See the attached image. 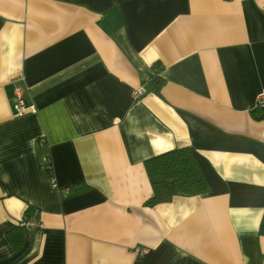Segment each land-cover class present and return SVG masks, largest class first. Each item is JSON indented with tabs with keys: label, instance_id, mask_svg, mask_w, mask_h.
Masks as SVG:
<instances>
[{
	"label": "crops",
	"instance_id": "0c3cea01",
	"mask_svg": "<svg viewBox=\"0 0 264 264\" xmlns=\"http://www.w3.org/2000/svg\"><path fill=\"white\" fill-rule=\"evenodd\" d=\"M262 91L264 0H0V264H264ZM183 146L210 191L145 205Z\"/></svg>",
	"mask_w": 264,
	"mask_h": 264
},
{
	"label": "trees",
	"instance_id": "16d2710c",
	"mask_svg": "<svg viewBox=\"0 0 264 264\" xmlns=\"http://www.w3.org/2000/svg\"><path fill=\"white\" fill-rule=\"evenodd\" d=\"M161 84L162 80L158 77L152 80L155 91L159 90ZM144 167L152 189V194L144 202L147 206L170 201L174 196L202 195L210 191V186L188 146L150 157L144 161ZM50 174L52 175V171ZM8 236L14 247L18 248L22 242L19 228L14 227Z\"/></svg>",
	"mask_w": 264,
	"mask_h": 264
},
{
	"label": "built area",
	"instance_id": "2783aa9c",
	"mask_svg": "<svg viewBox=\"0 0 264 264\" xmlns=\"http://www.w3.org/2000/svg\"><path fill=\"white\" fill-rule=\"evenodd\" d=\"M144 92H145L144 87L140 86L139 88L132 90V98L137 99ZM12 107H13L14 115H22L23 113H25L28 110L31 112L35 111V107L33 106V104L27 103L26 100L23 98L22 89L20 87L15 88V99H14V103H13ZM255 107H260V108L264 109V92L263 91L259 92L256 95ZM38 140H39L41 145H43L45 143L44 138H40ZM40 168L42 171H44L50 177L52 185H54L53 177L50 174V172L52 171V164H51V159H50L49 154H41L40 155ZM19 224L21 226H25L27 228H36V227L40 226L39 222H37L35 220H28V219L20 220ZM145 251L146 250L142 248V249H137L136 252L138 254H144Z\"/></svg>",
	"mask_w": 264,
	"mask_h": 264
}]
</instances>
